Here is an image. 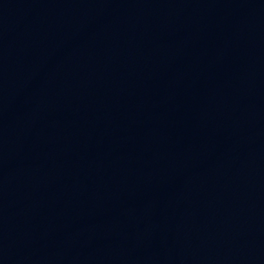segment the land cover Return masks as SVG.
<instances>
[{
	"label": "water",
	"instance_id": "water-1",
	"mask_svg": "<svg viewBox=\"0 0 264 264\" xmlns=\"http://www.w3.org/2000/svg\"><path fill=\"white\" fill-rule=\"evenodd\" d=\"M0 264H264V0L0 4Z\"/></svg>",
	"mask_w": 264,
	"mask_h": 264
}]
</instances>
